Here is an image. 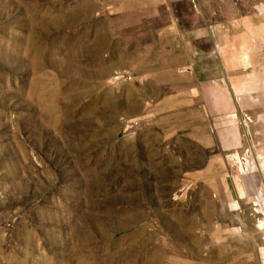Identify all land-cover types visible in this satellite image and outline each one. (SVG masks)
Segmentation results:
<instances>
[{
  "label": "rangeland",
  "instance_id": "374dc122",
  "mask_svg": "<svg viewBox=\"0 0 264 264\" xmlns=\"http://www.w3.org/2000/svg\"><path fill=\"white\" fill-rule=\"evenodd\" d=\"M92 9L0 0V264H149L204 243L264 264L261 200L241 180L254 165L264 196V109L226 127L142 106L100 58Z\"/></svg>",
  "mask_w": 264,
  "mask_h": 264
},
{
  "label": "crops",
  "instance_id": "0c3cea01",
  "mask_svg": "<svg viewBox=\"0 0 264 264\" xmlns=\"http://www.w3.org/2000/svg\"><path fill=\"white\" fill-rule=\"evenodd\" d=\"M90 1L92 18L101 27L100 58H107L108 73L128 76L139 91L133 98L142 106L179 108L174 113L191 117L188 122H213L218 115L226 127L239 111L247 110L255 120L264 109V0ZM209 137L207 132L201 136L204 147ZM219 137L229 148L228 132ZM253 158L257 169L263 166V154ZM238 162L242 171L248 169ZM253 166L241 180L258 199ZM202 246L192 256L148 261L224 264L213 257L211 244Z\"/></svg>",
  "mask_w": 264,
  "mask_h": 264
},
{
  "label": "bare ground",
  "instance_id": "6f19581e",
  "mask_svg": "<svg viewBox=\"0 0 264 264\" xmlns=\"http://www.w3.org/2000/svg\"><path fill=\"white\" fill-rule=\"evenodd\" d=\"M254 167V166H253ZM258 168V167H257ZM260 168V167H259ZM259 170V169H258ZM252 176H253V174H252ZM249 177H250V175H249ZM253 178H251V180H252ZM255 179V178H254ZM252 182V181H251ZM253 183V182H252ZM256 183V182H255ZM253 188V187H252ZM255 190V189H254ZM254 193V192H253ZM257 196H258V198L261 200V204H259L260 205V209H259V211H261L262 213H264V197L261 195V193L260 192H257ZM259 227L261 228V229H264V219L263 220H260L259 221Z\"/></svg>",
  "mask_w": 264,
  "mask_h": 264
}]
</instances>
